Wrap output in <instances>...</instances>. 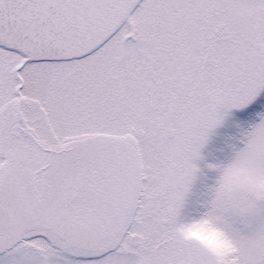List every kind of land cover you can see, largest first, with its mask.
<instances>
[{"label": "snow or ice", "instance_id": "6c2138e0", "mask_svg": "<svg viewBox=\"0 0 264 264\" xmlns=\"http://www.w3.org/2000/svg\"><path fill=\"white\" fill-rule=\"evenodd\" d=\"M0 264H264V0H0Z\"/></svg>", "mask_w": 264, "mask_h": 264}]
</instances>
